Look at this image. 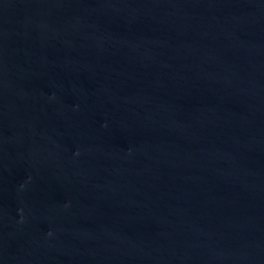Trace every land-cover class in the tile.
<instances>
[{"label": "water", "instance_id": "obj_1", "mask_svg": "<svg viewBox=\"0 0 264 264\" xmlns=\"http://www.w3.org/2000/svg\"><path fill=\"white\" fill-rule=\"evenodd\" d=\"M0 264H264V0H0Z\"/></svg>", "mask_w": 264, "mask_h": 264}]
</instances>
